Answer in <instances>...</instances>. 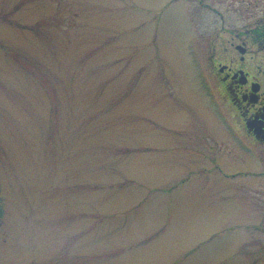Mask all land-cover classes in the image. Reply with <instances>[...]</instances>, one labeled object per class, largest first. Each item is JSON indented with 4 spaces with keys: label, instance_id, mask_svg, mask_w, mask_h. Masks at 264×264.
<instances>
[{
    "label": "rangeland",
    "instance_id": "1",
    "mask_svg": "<svg viewBox=\"0 0 264 264\" xmlns=\"http://www.w3.org/2000/svg\"><path fill=\"white\" fill-rule=\"evenodd\" d=\"M205 1L0 0V264H264L213 70L242 39L264 68V0Z\"/></svg>",
    "mask_w": 264,
    "mask_h": 264
},
{
    "label": "flooded vegetation",
    "instance_id": "2",
    "mask_svg": "<svg viewBox=\"0 0 264 264\" xmlns=\"http://www.w3.org/2000/svg\"><path fill=\"white\" fill-rule=\"evenodd\" d=\"M242 3L246 7L250 5L247 0H236V2ZM201 4L215 11L218 14L223 15L225 11L221 10L219 6L211 4V2H204L200 0ZM230 7L232 3L227 2ZM263 24V23H262ZM264 25V24H263ZM254 27L246 28V33L251 35V31ZM241 31H235L233 33L234 38L238 40L243 36ZM232 44V43H230ZM254 44L264 46V31H258L257 36L252 39V45ZM230 46H226L222 59H216L214 63V75L217 77V90L220 88V94L224 99L226 106L230 113L234 117L233 122L240 131L241 135L248 140L258 142L264 147V117L263 102H264V71L260 63H256L254 55L252 62L246 61V54L248 53L249 46L247 41L242 39L241 46L244 48V52L237 56L233 50L229 49ZM250 58V57H249ZM264 169L258 173L264 180ZM260 179V180H261ZM263 204V203H262ZM264 209V204H263ZM260 219L264 222V211L260 213Z\"/></svg>",
    "mask_w": 264,
    "mask_h": 264
}]
</instances>
